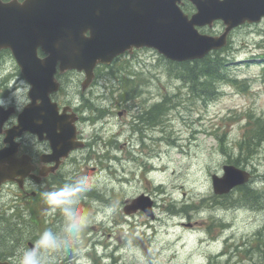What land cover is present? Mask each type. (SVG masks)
I'll return each instance as SVG.
<instances>
[{
	"label": "rangeland",
	"instance_id": "1",
	"mask_svg": "<svg viewBox=\"0 0 264 264\" xmlns=\"http://www.w3.org/2000/svg\"><path fill=\"white\" fill-rule=\"evenodd\" d=\"M182 1L186 14L194 12L192 4ZM213 27L199 31L223 30L220 22ZM217 52L225 58L230 80L217 81L209 97L203 86L182 78L187 71L181 65L154 49L143 48L112 63L106 97L113 101V113L98 126L103 139L92 143L88 160L86 151H80L81 162L71 173L93 178V188H104L111 198L108 231L120 263L226 264L227 256L217 255L222 248H234L236 264H262L252 243L257 232H264V194L260 200L246 198L243 190L264 192V141L251 149L238 144L258 118L264 120V19L234 29L230 44ZM1 61V76L11 69L17 74L9 84L13 91L8 102L22 107L26 82L11 55ZM120 75L128 80L125 90L118 83ZM71 77H65L63 89L74 100L78 77ZM130 90L137 95L125 99ZM155 106L162 107L155 112ZM123 108L125 113L118 115ZM146 113L156 119L147 121ZM90 128L83 129L87 139ZM229 164L248 170L251 179L218 196L211 176H220ZM140 194L153 201L152 219L142 211L123 210ZM84 202L91 204L87 198ZM97 210L102 209L89 208L92 214Z\"/></svg>",
	"mask_w": 264,
	"mask_h": 264
},
{
	"label": "water",
	"instance_id": "2",
	"mask_svg": "<svg viewBox=\"0 0 264 264\" xmlns=\"http://www.w3.org/2000/svg\"><path fill=\"white\" fill-rule=\"evenodd\" d=\"M196 12L183 13L181 0H16L0 3V49L9 48L24 78L33 85V93L42 95L43 104H51L48 94L57 88L53 74L83 70L85 88L97 63L109 64L133 48H153L171 61L201 59L211 50L227 44L234 27L258 23L264 17V0H189ZM221 20L225 25L219 35L200 33L198 26H212ZM88 32L89 35L85 33ZM40 48L45 57L37 56ZM29 109L18 116V135L28 128ZM52 117V116H50ZM54 119V117H52ZM68 126H60V146L70 149ZM0 152V182L7 175ZM23 166L18 163L15 170ZM8 177V176H6ZM246 170L224 165L223 174L212 175L215 194H226L249 180ZM152 201L140 195L125 205L124 211L138 208L152 216Z\"/></svg>",
	"mask_w": 264,
	"mask_h": 264
},
{
	"label": "flooded vegetation",
	"instance_id": "3",
	"mask_svg": "<svg viewBox=\"0 0 264 264\" xmlns=\"http://www.w3.org/2000/svg\"><path fill=\"white\" fill-rule=\"evenodd\" d=\"M214 27L211 28L213 30ZM218 32H213L216 34ZM88 32H86V35ZM230 44V36H229ZM143 49V48H140ZM124 53L115 60L124 56L132 55ZM38 56L44 57V53L38 49ZM10 56L8 49L0 50V70L4 63L3 56ZM112 62V63H113ZM111 64L97 63L93 68L92 79L86 88H82L85 73L77 70L61 72L58 64L54 72V81L58 83L57 89L48 94L51 104L42 103V95L33 93V85L26 82L25 105L29 108L28 128L18 134L17 117L18 108L12 101L8 102L13 88L9 85L13 69L0 75V94L3 101L0 104V148L3 151V165L15 167L8 169L5 181L0 183V262L17 264V251L20 248H28L34 243L38 234L47 227L63 237V219L60 214L46 215V205L41 193L45 190H55L67 182L74 181L78 176L71 172L76 171V165L80 161V151L85 150V160L94 143L100 142L103 136L99 133L98 126L105 124L113 113V101L107 99V80L113 77ZM75 75L78 77L77 98L67 97L63 89L65 77ZM126 109L118 112L122 116ZM54 117V119L52 117ZM68 122L72 126L69 136V150L60 146L58 133L60 126ZM100 128H103V127ZM84 127H91L89 139L83 136ZM93 143V144H92ZM20 163L23 169L19 173L16 169ZM70 168V173H66ZM91 170H94L92 167ZM90 199L91 204H86L84 199ZM97 210L92 214L89 227L79 238V243L73 242L55 253H48L53 264H123L116 256V248L110 241L112 233L108 231L109 217L107 210L112 208L111 198L104 192V188H93L87 193L78 207L89 210L91 205ZM138 245V244H137ZM237 248V247H236ZM83 249L82 256L78 253ZM220 250L218 258L227 256V264H236L234 257L236 251ZM240 255V253L238 252ZM235 255V256H234ZM212 260V259H211ZM223 264V263H221Z\"/></svg>",
	"mask_w": 264,
	"mask_h": 264
},
{
	"label": "clouds",
	"instance_id": "4",
	"mask_svg": "<svg viewBox=\"0 0 264 264\" xmlns=\"http://www.w3.org/2000/svg\"><path fill=\"white\" fill-rule=\"evenodd\" d=\"M12 0H0V3L9 4ZM23 5L25 0H16ZM15 88L13 95L16 97ZM3 101V94H0V104ZM23 111L22 107L16 109ZM5 145L0 144V148ZM94 179L87 176H78L74 181L65 183L55 190H45L41 193L42 199L47 206L46 215L60 214L63 219L64 236H59L51 227L45 228L36 237L31 247L20 248L17 251V264H53L48 253H55L73 242L79 243V238L89 227L92 220V213L89 210L78 207L83 197L93 189ZM83 249L78 253L82 256ZM81 264L83 261L81 260Z\"/></svg>",
	"mask_w": 264,
	"mask_h": 264
},
{
	"label": "trees",
	"instance_id": "5",
	"mask_svg": "<svg viewBox=\"0 0 264 264\" xmlns=\"http://www.w3.org/2000/svg\"><path fill=\"white\" fill-rule=\"evenodd\" d=\"M220 53L214 52L208 54L206 57L200 60H194L192 62H182L177 63L183 67V71H187V74H183V79H188L194 82L196 85L203 86L202 93L204 96H211L216 92L215 83L219 80L228 79L225 74V58L219 55ZM264 57V53H263ZM154 111H159V108L155 106ZM153 112V111H152ZM153 116V117H152ZM143 117V116H142ZM155 115H149L146 113L144 119L147 121H154ZM258 123H255V128H253L250 133L245 134L243 139L239 142L240 149L246 147L251 149L256 143L264 141V120L258 118ZM237 159V158H236ZM233 160L234 164H237V160ZM239 187V189H241ZM249 194V195H248ZM264 192L253 191L252 189L245 187L243 190V195L246 198L259 199L263 196ZM253 195V196H252ZM251 196V197H249ZM264 239V238H263ZM257 236L258 243L255 246L256 249L259 247H264V240ZM263 240V241H261Z\"/></svg>",
	"mask_w": 264,
	"mask_h": 264
},
{
	"label": "bare ground",
	"instance_id": "6",
	"mask_svg": "<svg viewBox=\"0 0 264 264\" xmlns=\"http://www.w3.org/2000/svg\"><path fill=\"white\" fill-rule=\"evenodd\" d=\"M162 107V106H161ZM160 106L158 107V108H161ZM156 112V111H155ZM153 117V116H152ZM155 118V117H154ZM102 129V128H101ZM249 195V194H248ZM253 196V195H252ZM249 197H251V196H249ZM255 203V202H254ZM260 239H261V237H260ZM252 240H254V239H252ZM264 240V239H263ZM263 240H261V241H263ZM229 244V243H228ZM234 245V244H233ZM225 246V245H224ZM222 250V249H221ZM250 252V251H249Z\"/></svg>",
	"mask_w": 264,
	"mask_h": 264
}]
</instances>
